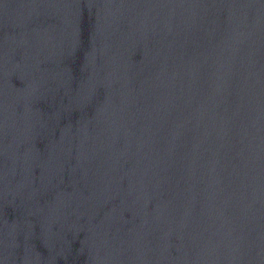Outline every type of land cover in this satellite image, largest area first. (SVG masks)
Segmentation results:
<instances>
[{
	"label": "water",
	"instance_id": "obj_1",
	"mask_svg": "<svg viewBox=\"0 0 264 264\" xmlns=\"http://www.w3.org/2000/svg\"><path fill=\"white\" fill-rule=\"evenodd\" d=\"M0 264H264V0H0Z\"/></svg>",
	"mask_w": 264,
	"mask_h": 264
}]
</instances>
